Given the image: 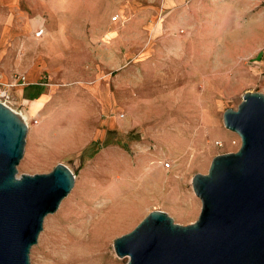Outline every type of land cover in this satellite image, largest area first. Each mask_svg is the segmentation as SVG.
Segmentation results:
<instances>
[{
	"label": "rangeland",
	"instance_id": "1",
	"mask_svg": "<svg viewBox=\"0 0 264 264\" xmlns=\"http://www.w3.org/2000/svg\"><path fill=\"white\" fill-rule=\"evenodd\" d=\"M155 1L12 0L16 19L38 20L36 27L46 33L38 42L12 30L14 54L0 59V68L12 71L0 79V89L25 76L30 65L40 72L33 85L26 79L8 87L10 108L29 122L17 175L47 173L58 163L75 173L69 194L44 219L30 264H126L127 257L115 254L114 239L155 210L180 225L194 222L201 201L192 176L207 173L214 156L240 146L222 114L236 109L245 92L264 94L257 63L264 54L260 0H189L167 8ZM114 15L145 18L136 24L144 32L135 40L145 51L121 56L135 62L123 76L132 100L100 110L92 95L118 88L120 55L114 51L136 30L111 26ZM49 29L58 34L50 37ZM37 88L38 101L30 98ZM95 106L101 119L115 115L118 129L76 154L72 116L82 117L75 121L85 142ZM166 159L169 169L158 166Z\"/></svg>",
	"mask_w": 264,
	"mask_h": 264
},
{
	"label": "water",
	"instance_id": "2",
	"mask_svg": "<svg viewBox=\"0 0 264 264\" xmlns=\"http://www.w3.org/2000/svg\"><path fill=\"white\" fill-rule=\"evenodd\" d=\"M240 146L214 156L207 173L191 178L201 201L197 219L180 225L148 213L113 241L126 264H264V94L245 92L222 114ZM27 124L0 102V264H30L44 219L69 194L75 173L58 163L47 173L17 175Z\"/></svg>",
	"mask_w": 264,
	"mask_h": 264
},
{
	"label": "crops",
	"instance_id": "3",
	"mask_svg": "<svg viewBox=\"0 0 264 264\" xmlns=\"http://www.w3.org/2000/svg\"><path fill=\"white\" fill-rule=\"evenodd\" d=\"M189 0H156V4L158 6H163L164 8L167 7H175V6H179L182 5L186 2H188ZM11 5H12V0H0V59L4 56V55H10V54H14V52H10V42H11V38H12V30L15 29L16 32H19L20 34L27 35L28 33H30V36L32 35V37L37 40L38 42L42 41L45 37V31L44 34L40 37V38H36L34 36V32L42 25L38 24V26L36 27L38 20H30L29 17H26V22L23 21L24 20V16L22 15L21 18L19 19L21 21H19L18 19H16L12 14H11ZM112 18V17H111ZM110 18L109 23L111 24V26L115 27V28H124L127 26V28L130 29H136L135 31H130L127 32L126 36H125V42H122L120 44H118V46L115 48V55H120V60L118 59V63H120L119 65V73H118V80H120V85L118 86V88L114 91V93L109 92V93H101L98 97L95 95L93 96V100L100 104H102L100 106V110H108V106L107 103H117L120 104L122 102H126L125 100L129 101L132 100V95L131 94H125L124 90H123V76H130V73L134 71L135 69V62L131 61L129 58L123 59L121 58V56H131V55H136L139 54L145 50H143V47H138L135 43V40L139 38V33L140 32H144V30H142L141 27H138L136 24L138 23H142L143 19L141 16H131V17H123V16H119L118 15V20L116 21H112ZM142 20V21H140ZM148 29V28H147ZM45 30V29H44ZM55 30V29H54ZM148 30H146L147 32ZM48 33L50 35V37H54L53 34L55 33V35L58 34V31H52V29L48 30ZM157 49H155V53ZM264 53V51H263ZM147 54V53H146ZM257 63L262 66L261 70L264 71V54H261L260 60H257ZM15 64L16 66H14L16 69L17 67H21V60H15ZM259 66V65H258ZM26 72L24 73V75L19 74L17 76V79L15 82H11L8 85L10 88H13L17 85V83H19L20 81L25 82V80H28V85L29 84H35V82H33L37 75H38V79L40 78V72L38 70L37 72V68L33 65V67L30 65L28 67L25 68ZM12 75V71L9 70V68L7 69H2L0 68V79L1 80H8L9 77ZM24 77V81L20 80L21 77ZM129 80V79H126ZM125 80V82H126ZM132 83V82H131ZM21 84V83H20ZM23 84V83H22ZM40 85V84H39ZM129 87H132L131 84ZM31 86V85H30ZM8 88V90L10 89ZM39 88V87H38ZM37 88V89H38ZM41 91L40 89H38V92L35 93V95H31V99H36L40 96ZM125 94V95H124ZM26 101H28V99H25ZM37 101L39 99H36ZM104 104V105H103ZM95 113L90 115L89 121H88V131H86L84 133V138L88 137L86 139L85 142H83L82 138L80 135H78L79 133L77 132V127H80V124L75 121L78 119H82V117L80 115H76L74 114L72 116L73 118V135H72V142L74 143V153H78L80 154L84 149H86L90 144H92L93 142L97 141L98 139H103L106 136L107 131L109 130H117L118 126H117V121L118 118L115 115H110L107 117V119H101V117H99V108H97L95 106ZM100 124V126L103 128L102 131H99L98 129V125ZM84 125L86 126V122L84 123ZM87 134V135H86ZM167 160V159H166ZM160 161V160H159ZM158 166H161V164L157 163ZM162 167V166H161ZM169 169V168H168Z\"/></svg>",
	"mask_w": 264,
	"mask_h": 264
},
{
	"label": "built area",
	"instance_id": "4",
	"mask_svg": "<svg viewBox=\"0 0 264 264\" xmlns=\"http://www.w3.org/2000/svg\"><path fill=\"white\" fill-rule=\"evenodd\" d=\"M260 3L262 5V7L264 8V0H260ZM112 21H116L118 20V15H114L112 16L111 18ZM44 27L43 26H40L35 32H34V36L36 38H40L43 34H44ZM262 50L264 51V47L262 48ZM20 80H24V77L22 76L20 78ZM11 86V85H7L5 86L4 88L0 89V102L4 103L5 105L9 106L10 107V103L12 101V97L10 95V92L8 90V87ZM17 113V112H16ZM20 117H23L25 115H22L21 112L17 113ZM120 117H123L124 115L123 114H120L119 115ZM26 117V116H25ZM23 120V119H22ZM27 126H29V122L26 118H24L23 120ZM35 122H37V120H35ZM233 144H235V142H233ZM238 144H240V140L238 142ZM159 164L162 165V167L164 168H170V165L171 163L168 161V160H161L159 161Z\"/></svg>",
	"mask_w": 264,
	"mask_h": 264
},
{
	"label": "bare ground",
	"instance_id": "5",
	"mask_svg": "<svg viewBox=\"0 0 264 264\" xmlns=\"http://www.w3.org/2000/svg\"><path fill=\"white\" fill-rule=\"evenodd\" d=\"M141 106H142V105H141ZM141 106H140V107H141ZM141 108H142V107H141ZM21 118H22L23 120H24V118H26V119H27V117H25V116H23V117H21Z\"/></svg>",
	"mask_w": 264,
	"mask_h": 264
},
{
	"label": "trees",
	"instance_id": "6",
	"mask_svg": "<svg viewBox=\"0 0 264 264\" xmlns=\"http://www.w3.org/2000/svg\"><path fill=\"white\" fill-rule=\"evenodd\" d=\"M89 149V148H88ZM88 149H86V150H88Z\"/></svg>",
	"mask_w": 264,
	"mask_h": 264
}]
</instances>
